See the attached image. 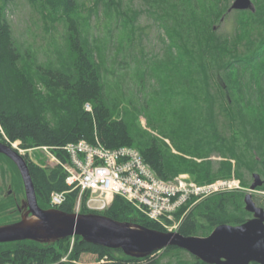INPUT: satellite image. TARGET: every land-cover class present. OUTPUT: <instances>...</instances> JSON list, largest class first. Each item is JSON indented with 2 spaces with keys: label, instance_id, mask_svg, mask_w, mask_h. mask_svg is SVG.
Segmentation results:
<instances>
[{
  "label": "trees",
  "instance_id": "obj_1",
  "mask_svg": "<svg viewBox=\"0 0 264 264\" xmlns=\"http://www.w3.org/2000/svg\"><path fill=\"white\" fill-rule=\"evenodd\" d=\"M11 1L0 0V124L6 137L11 141L18 139L26 147H54L63 161L66 155L59 148L79 139L94 142L97 138L108 148L134 147L126 122L116 117L106 102L96 61L80 42L77 24L79 1L27 0L66 24L74 54L68 71L52 67L38 68L37 76L47 90V97L36 89L35 80L20 68L22 54L5 16L6 4ZM260 1L264 9V0ZM116 3L118 5V0H108L110 7ZM186 3V15L174 9L175 6L165 14V19L173 18L170 19L172 25H166L165 31L172 43H176L174 40L177 38L180 40L175 46L182 50V56H186V100L190 98L191 103L195 104L194 101L201 97L205 101L201 105H189V101L180 105L182 133H187L185 142L192 141L183 153L200 158L215 153L223 158L216 164L210 159L197 162L184 155L164 151L152 141L140 143L138 150L144 161L164 180L182 171H188L198 183L219 176L228 177L233 171L231 159L237 162L234 173L240 178L244 170L264 173V122L260 115L264 109V17L251 13V10H238L233 31L220 34L214 25L223 15H229V0H186ZM194 5H197L199 13ZM180 36L185 37L182 39ZM193 39L197 42L200 55L196 77L192 75H195L196 67L189 52V42L192 43ZM190 66L194 67L189 69ZM86 103L91 106V112L85 110ZM250 107L255 108L258 117H250ZM49 113H54L55 118L50 119ZM189 148L192 150H187ZM9 162L18 175L15 165ZM27 164L39 206L51 208V193L69 190L65 183V172L59 165L43 168L28 161ZM76 198L77 191H69L58 208L67 213L74 212ZM191 202L177 212L179 217L187 210L177 228L184 236H206L219 224L238 225L247 220L243 215L232 213V209L241 207V196L236 192L218 193L190 207ZM89 212L165 231L159 222L147 218L121 196H115L111 205L100 212L87 208L84 197L80 213ZM71 239L75 240L69 255L71 261L95 258L97 264H207L191 254V261L180 257L172 262L163 261L162 257L171 252H186L174 245L137 258L124 254L121 249L88 243L80 236L67 237L54 243L32 240L0 243V264H74L71 261L59 262L61 255L69 250ZM105 257L110 260L98 263Z\"/></svg>",
  "mask_w": 264,
  "mask_h": 264
},
{
  "label": "rangeland",
  "instance_id": "obj_2",
  "mask_svg": "<svg viewBox=\"0 0 264 264\" xmlns=\"http://www.w3.org/2000/svg\"><path fill=\"white\" fill-rule=\"evenodd\" d=\"M78 1L77 24L80 42L86 50L91 52L96 61L106 102L113 114L126 122L133 137L134 147L139 149L140 143L152 141L164 151L184 155L197 162L210 159L216 164V161L222 160L223 157L215 153L205 158L183 153L184 148H188V143L191 140L185 142L184 136H187V133H182V123L179 119L181 116L179 114L180 105L188 101L190 102L189 105H201L204 99L200 97L194 101L195 104L191 103L190 98L188 101L186 100L185 94L188 90L186 56L185 54L182 56V50L175 46V44L180 43V40L177 38L178 40H174L176 43H172L171 38L167 36L165 26H171L173 18L165 19V14L175 6L174 9L176 8L180 13L186 15L188 6L186 0H118V5L116 3L112 7L108 5V0ZM251 1L253 8L248 10H251L253 14H258L257 16L264 17L262 1ZM232 2L233 0H229L228 7ZM196 4L198 5L199 2ZM197 5H194V8L199 13L200 10ZM236 11L238 10L228 11L229 15L226 17L223 15L215 22L214 28H216L217 33L225 34L233 31L234 19L237 17ZM5 16L11 24L14 39L22 54L20 68L35 80L36 89L47 97V90L44 89L41 79H38L37 76L39 75L38 68L52 67L68 71L74 61L66 24L57 16H51L40 7L31 5L27 0L8 2L5 8ZM184 18L186 20L187 17L184 16ZM180 37L183 39L185 36ZM194 40L192 43L189 42V52L194 59L193 65L196 67L200 55L197 42ZM193 67L190 66L189 69ZM262 68L264 71V65ZM197 71L198 68L196 67L195 75H192L198 76ZM262 99L264 100L263 96ZM248 113L252 119L259 116L253 107L248 109ZM188 114L186 115L188 116ZM49 115V118H55L53 117L54 113H49ZM260 115H262V122H264L263 108ZM0 136L6 144L11 145L10 142L12 141L7 139L1 124ZM191 146L192 143H190ZM19 148L28 149L23 152V157L28 162L43 168L55 166L52 153L55 154L57 150L53 147H47V149L26 147L20 141ZM187 150L190 151L192 148ZM231 162L233 171L230 176H219L199 184L226 182L207 197H212L218 193H238L241 196V207L232 209V213L243 215L249 219L252 215L245 210L244 197L247 193H251L256 205L264 206V187H261L264 183L255 190H250L253 173H258L262 179H264V173L256 170H244V174L240 178L234 173V166L237 162L234 159H231ZM15 172V170L10 169L11 176L6 175L10 181L12 179L13 181L17 180L18 175L16 176L17 173ZM178 176H187L193 180L188 171L179 172L169 180H174ZM19 183L22 185L20 178ZM0 185H3L1 178ZM6 187L7 180L4 183V189ZM23 195L22 189L19 196L23 197ZM165 231L169 232L166 229ZM74 241L71 239L69 250L61 255L60 263L71 261L69 255ZM178 257L191 261L187 251L171 252L163 256L162 260L172 262ZM109 260L105 257L98 263ZM71 262L74 264H97L95 258L90 259V261L75 259ZM30 264L50 263L32 262Z\"/></svg>",
  "mask_w": 264,
  "mask_h": 264
},
{
  "label": "water",
  "instance_id": "obj_3",
  "mask_svg": "<svg viewBox=\"0 0 264 264\" xmlns=\"http://www.w3.org/2000/svg\"><path fill=\"white\" fill-rule=\"evenodd\" d=\"M253 8L251 0H233L228 11ZM0 152L16 165L25 188L27 211L19 220L0 225V243L32 240L54 243L80 236L83 241L142 258L167 246H177L207 264H264V208L256 205L252 194L244 197L245 210L252 217L241 224L217 225L208 235L184 236L178 231L166 232L132 221H118L103 214L67 213L59 208H41L25 158L7 144ZM264 183L253 173L250 190Z\"/></svg>",
  "mask_w": 264,
  "mask_h": 264
},
{
  "label": "built area",
  "instance_id": "obj_4",
  "mask_svg": "<svg viewBox=\"0 0 264 264\" xmlns=\"http://www.w3.org/2000/svg\"><path fill=\"white\" fill-rule=\"evenodd\" d=\"M84 107L86 111L91 112L88 103ZM10 144L9 146L22 156L23 152L28 150L19 148L18 139ZM37 147L47 149L51 146ZM59 149L66 155L65 161L56 153H52V160L65 172V183L69 190L52 192L51 207L58 208L66 200L67 193L72 190L77 191L74 207L76 213L80 212L84 196L86 207L97 212L107 209L115 196H121L169 232L177 231L186 214L187 210L177 217V212L182 206L191 200V205L196 204L226 183L218 181L199 184L187 176L164 180L144 161L137 148L126 145L108 148L97 138L94 142L79 139Z\"/></svg>",
  "mask_w": 264,
  "mask_h": 264
},
{
  "label": "flooded vegetation",
  "instance_id": "obj_5",
  "mask_svg": "<svg viewBox=\"0 0 264 264\" xmlns=\"http://www.w3.org/2000/svg\"><path fill=\"white\" fill-rule=\"evenodd\" d=\"M0 144H6L1 138V136H0ZM9 161H11L10 158H8V156L0 152V178L2 179L3 182V185H0V217H2V222L0 221V225L19 220L20 217L27 211V206L24 205L25 188L19 171H18V176L16 174L17 180L15 181H13V179L10 181L8 176H6L8 174L11 176L10 169L15 170L11 166ZM19 178L21 179L22 185L19 183ZM6 180H7V187L6 189H4V183L6 182ZM22 189L24 195L23 197H20L19 192ZM12 218L14 219L12 220Z\"/></svg>",
  "mask_w": 264,
  "mask_h": 264
},
{
  "label": "bare ground",
  "instance_id": "obj_6",
  "mask_svg": "<svg viewBox=\"0 0 264 264\" xmlns=\"http://www.w3.org/2000/svg\"><path fill=\"white\" fill-rule=\"evenodd\" d=\"M8 144V143H7Z\"/></svg>",
  "mask_w": 264,
  "mask_h": 264
}]
</instances>
